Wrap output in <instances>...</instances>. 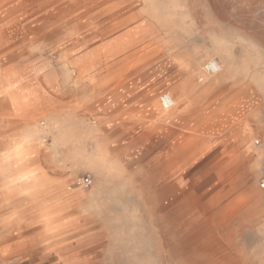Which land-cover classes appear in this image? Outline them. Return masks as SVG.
I'll return each mask as SVG.
<instances>
[{
	"label": "rangeland",
	"instance_id": "obj_1",
	"mask_svg": "<svg viewBox=\"0 0 264 264\" xmlns=\"http://www.w3.org/2000/svg\"><path fill=\"white\" fill-rule=\"evenodd\" d=\"M0 87V264H264V0H0Z\"/></svg>",
	"mask_w": 264,
	"mask_h": 264
},
{
	"label": "crops",
	"instance_id": "obj_2",
	"mask_svg": "<svg viewBox=\"0 0 264 264\" xmlns=\"http://www.w3.org/2000/svg\"><path fill=\"white\" fill-rule=\"evenodd\" d=\"M38 101L33 94L0 87V198L21 194L19 183H16L17 190L13 193L9 192L8 186L25 164V154L21 155L16 149L21 144V134L26 127V112L37 107L40 104Z\"/></svg>",
	"mask_w": 264,
	"mask_h": 264
},
{
	"label": "bare ground",
	"instance_id": "obj_3",
	"mask_svg": "<svg viewBox=\"0 0 264 264\" xmlns=\"http://www.w3.org/2000/svg\"><path fill=\"white\" fill-rule=\"evenodd\" d=\"M136 28V27H135ZM135 28H133V29H135ZM132 33V32H131ZM146 46V45H145ZM143 47V46H142ZM128 48H130V46L129 47H125V48H122V49H119V51H117L116 53H114V54H112L111 56H113V55H117V54H119V53H122L123 54V58L121 59V60H129V58L131 57V55L130 54H128L129 52H128V50H126V49H128ZM97 51V50H96ZM128 52V53H127ZM127 53V54H126ZM99 61H101V60H99ZM102 62H99V64H101ZM133 71H136V70H133ZM132 71V72H133ZM221 71H222V66H221V68H220V71L217 73V74H215V76H217V75H219L220 73H221ZM122 74H124V73H122ZM133 74V73H132ZM129 75H131V73H127V75L126 76H124V79H127V78H129ZM150 75V74H149ZM131 79V78H130ZM132 81V80H131ZM173 97H174V99H175V105L177 104V99H176V96L173 94ZM175 105H174V107L173 108H171V109H174L175 108ZM96 158V157H95ZM94 159V158H93ZM214 163V162H213ZM228 163H230V162H228ZM236 164V163H235ZM212 165V164H211ZM224 165V164H223ZM224 167V166H223ZM190 168V167H189ZM186 170V169H185ZM218 170V169H217ZM245 170V169H244ZM181 172H183V171H181ZM246 172V171H245ZM181 174V173H180ZM246 174V173H245ZM176 175V174H175ZM179 175V174H178ZM195 175V174H194ZM244 175V174H243ZM247 175V174H246ZM238 177V176H237ZM246 177V176H245ZM236 178V177H235ZM234 178V179H235ZM191 179H193V178H191ZM19 181V184L20 185H26V186H29L30 184H35L36 182H37V178H36V176H33V174H31V173H25V174H23V175H21L20 176V178L18 179ZM240 181H242V180H240ZM239 182V181H238ZM237 182V183H238ZM243 182V181H242ZM233 183V182H232ZM250 183V182H249ZM234 184V183H233ZM244 184V183H243ZM235 185V184H234ZM31 186V185H30ZM34 186V185H33ZM177 186V185H176ZM231 186V185H230ZM240 186V185H239ZM233 187V186H232ZM242 187V186H241ZM245 187V186H244ZM29 188H31V187H29ZM174 188V187H173ZM222 188H224V187H222ZM226 188H227V186H226ZM234 188H235V186H234ZM235 189H237V188H235ZM28 189H26V191H27ZM190 190V189H189ZM221 190V189H220ZM188 192V191H187ZM187 192H185V193H187ZM194 192H195V190H194ZM191 193V192H190ZM217 193V192H216ZM229 193V192H228ZM195 194V193H194ZM225 195V194H224ZM222 196H223V194H222ZM229 196H231V195H229ZM255 196V195H254ZM215 197V196H214ZM225 197V196H224ZM256 197V196H255ZM254 197V198H255ZM212 199V198H211ZM215 199H216V197H215ZM228 199V198H227ZM236 199V198H235ZM239 199V198H238ZM253 199V198H252ZM221 200V199H220ZM219 200V201H220ZM223 200V199H222ZM205 201V200H204ZM224 201V200H223ZM243 201H245V200H242V202ZM198 202V201H197ZM218 202V201H217ZM221 202V201H220ZM239 202V201H238ZM250 202V201H249ZM243 204V203H242ZM188 205V204H187ZM228 205V204H227ZM226 205V206H227ZM209 207V206H208ZM207 207V208H208ZM239 208V207H238ZM234 209L235 208H233V211H234ZM232 210V209H231ZM204 213V212H203ZM216 214V213H215ZM218 214V213H217ZM232 214V213H231ZM231 214H230V216H231ZM220 219V218H219ZM222 219V218H221Z\"/></svg>",
	"mask_w": 264,
	"mask_h": 264
},
{
	"label": "built area",
	"instance_id": "obj_4",
	"mask_svg": "<svg viewBox=\"0 0 264 264\" xmlns=\"http://www.w3.org/2000/svg\"><path fill=\"white\" fill-rule=\"evenodd\" d=\"M220 68H221L220 63L214 59L207 61L204 65V70L208 74H212V75L217 74L220 71ZM160 98H161V103L164 108L171 109L174 107L175 99L170 92H164ZM81 183L84 186H89L91 183L90 177L81 178ZM263 186H264V183H263Z\"/></svg>",
	"mask_w": 264,
	"mask_h": 264
}]
</instances>
